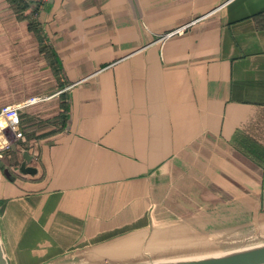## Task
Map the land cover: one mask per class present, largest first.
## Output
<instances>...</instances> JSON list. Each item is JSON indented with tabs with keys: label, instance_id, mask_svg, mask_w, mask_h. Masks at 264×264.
I'll return each instance as SVG.
<instances>
[{
	"label": "crops",
	"instance_id": "crops-1",
	"mask_svg": "<svg viewBox=\"0 0 264 264\" xmlns=\"http://www.w3.org/2000/svg\"><path fill=\"white\" fill-rule=\"evenodd\" d=\"M30 98L0 159L8 264L264 233V0H0V108Z\"/></svg>",
	"mask_w": 264,
	"mask_h": 264
},
{
	"label": "water",
	"instance_id": "water-1",
	"mask_svg": "<svg viewBox=\"0 0 264 264\" xmlns=\"http://www.w3.org/2000/svg\"><path fill=\"white\" fill-rule=\"evenodd\" d=\"M52 1V0H49ZM11 150H16V144H11ZM23 160L20 163L19 171L23 174H35L36 169L27 166L32 156L27 151L22 153ZM0 166L2 163L0 161ZM146 242V241H145ZM145 246V244H144ZM142 246V251H144ZM0 264H8L0 242ZM50 264H264V240L248 245L238 246L219 250L218 253H204L168 258L167 260H118L89 262L77 259H63Z\"/></svg>",
	"mask_w": 264,
	"mask_h": 264
},
{
	"label": "rangeland",
	"instance_id": "rangeland-1",
	"mask_svg": "<svg viewBox=\"0 0 264 264\" xmlns=\"http://www.w3.org/2000/svg\"><path fill=\"white\" fill-rule=\"evenodd\" d=\"M157 225H161V224H157ZM166 226H167L166 228H162L161 230L154 232L152 236L150 237V239H147L146 242H143L141 244L142 246H144L145 244L144 251L148 249L149 247L154 248V247H161V246H167V247L176 246L177 248H181V250L193 249L194 251H206V250H212L218 246L220 247L225 246L232 242H235V243L240 242L236 244H241L242 243L241 240H246L249 237L257 238L253 234L248 236L249 233L251 232L249 231L244 232L240 230L239 228L236 229V230H239L238 232H234V233L226 232L225 234L222 235L221 238L217 239L216 237H213L211 235L200 233L193 225H187L185 223H176V224L173 223V224H168ZM225 227H234V226L225 225ZM218 236H221V235H218ZM244 236H248V237L245 238ZM233 237L234 238L238 237V239H234ZM134 242H138V240L137 239L128 240L127 246L124 247L123 250L127 248L128 249H134V248L142 249L141 245L139 244L137 245ZM182 247H186V248H182ZM108 249H112V250H109V252L111 251L117 252L115 247L113 246L108 247ZM102 250H104V248L98 247L94 249L93 250L94 253H91V254L92 255L98 254ZM112 258H117V257H112Z\"/></svg>",
	"mask_w": 264,
	"mask_h": 264
},
{
	"label": "bare ground",
	"instance_id": "bare-ground-1",
	"mask_svg": "<svg viewBox=\"0 0 264 264\" xmlns=\"http://www.w3.org/2000/svg\"><path fill=\"white\" fill-rule=\"evenodd\" d=\"M239 230H234L231 231L229 233H234V232H238ZM228 233V234H229ZM225 234V233H224ZM254 235L257 238L254 237H249L246 240H241L242 243L241 244H236V243H240V242H232L229 243L225 246H218L212 250H206V251H194L193 249H185V250H181V248H177L176 246H161V247H154L151 248L149 247L148 249H146L145 251H142V249H125L123 250V255L121 257H117L114 259H123V260H146V259H153V260H167L168 258H174V257H181V256H187V255H197V254H204V253H218L219 250L222 249H227V248H235L238 246H243V245H248L251 243H256V242H260L262 240H264V233H260V232H252L249 233L248 236L250 235ZM221 236L216 237L217 239L221 238L223 234H220ZM248 236H244L245 238ZM234 238V237H233ZM216 239V240H217ZM234 239H238V237H235ZM182 248H186V247H182ZM179 249V251H178ZM94 253L93 250L88 252V254ZM146 256V257H145ZM90 257V256H88Z\"/></svg>",
	"mask_w": 264,
	"mask_h": 264
},
{
	"label": "built area",
	"instance_id": "built-area-1",
	"mask_svg": "<svg viewBox=\"0 0 264 264\" xmlns=\"http://www.w3.org/2000/svg\"><path fill=\"white\" fill-rule=\"evenodd\" d=\"M168 35V34H167ZM39 98H30L25 104L3 106L0 108V159L11 150V144H18L23 138L19 110Z\"/></svg>",
	"mask_w": 264,
	"mask_h": 264
},
{
	"label": "trees",
	"instance_id": "trees-1",
	"mask_svg": "<svg viewBox=\"0 0 264 264\" xmlns=\"http://www.w3.org/2000/svg\"><path fill=\"white\" fill-rule=\"evenodd\" d=\"M37 9H38V6L36 8H34V13H33V16L30 18L31 21L29 23L30 24L29 26H30V28H32L35 31V33L38 35L40 41L42 42L44 40V35L41 34L42 32H41L40 28L38 27V22L35 19V15H34L36 13Z\"/></svg>",
	"mask_w": 264,
	"mask_h": 264
}]
</instances>
